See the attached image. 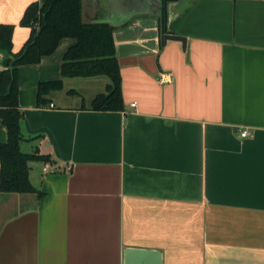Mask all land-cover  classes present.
I'll list each match as a JSON object with an SVG mask.
<instances>
[{"label": "crops", "instance_id": "obj_1", "mask_svg": "<svg viewBox=\"0 0 264 264\" xmlns=\"http://www.w3.org/2000/svg\"><path fill=\"white\" fill-rule=\"evenodd\" d=\"M44 1L0 0L13 52ZM85 1L86 21L112 26L123 108L91 107L109 78L61 74L74 37L18 66L20 149L49 158L28 161L36 191H0V264H123L126 246L264 264V0L169 1L163 34L184 41L149 13L122 23L154 0Z\"/></svg>", "mask_w": 264, "mask_h": 264}, {"label": "trees", "instance_id": "obj_2", "mask_svg": "<svg viewBox=\"0 0 264 264\" xmlns=\"http://www.w3.org/2000/svg\"><path fill=\"white\" fill-rule=\"evenodd\" d=\"M161 0L162 31H166V4ZM20 23L31 27L30 35L22 48L12 51L10 24H0V118L7 132L0 142V191L32 192L35 187L28 177V161L47 160L37 150L24 152L20 142L24 139L20 129L21 111L18 107L17 69L20 64L37 63L42 55L54 51L58 40L74 37L75 43L63 53V76L105 75L109 78L106 92L97 93L91 107L102 110H120L123 101L119 66L108 23H88L81 19V0H45L41 5L30 3ZM61 87L60 80L40 81L38 99L51 89Z\"/></svg>", "mask_w": 264, "mask_h": 264}, {"label": "water", "instance_id": "obj_3", "mask_svg": "<svg viewBox=\"0 0 264 264\" xmlns=\"http://www.w3.org/2000/svg\"><path fill=\"white\" fill-rule=\"evenodd\" d=\"M85 0H81V19L83 22L88 23H108V21L102 20H93L86 21L84 19V11H85ZM161 0H154L153 8L151 11H147L143 9L140 5V8L135 10L134 12L124 13L122 23L126 22L131 16L140 15V14H152L156 16L159 20V30L160 34L164 38H173L180 39L184 41V38L180 35L176 34H163L162 31V15L160 12ZM123 264H162V253L159 249L156 248H147V247H135V246H126L123 250Z\"/></svg>", "mask_w": 264, "mask_h": 264}, {"label": "built area", "instance_id": "obj_4", "mask_svg": "<svg viewBox=\"0 0 264 264\" xmlns=\"http://www.w3.org/2000/svg\"><path fill=\"white\" fill-rule=\"evenodd\" d=\"M132 105H133V103H131ZM246 134V131L245 130H242L241 132H240V135L241 136H244ZM45 169V168H44Z\"/></svg>", "mask_w": 264, "mask_h": 264}, {"label": "rangeland", "instance_id": "obj_5", "mask_svg": "<svg viewBox=\"0 0 264 264\" xmlns=\"http://www.w3.org/2000/svg\"><path fill=\"white\" fill-rule=\"evenodd\" d=\"M101 77H107V76H105V75L103 76V75H102ZM107 79H108V77H107Z\"/></svg>", "mask_w": 264, "mask_h": 264}]
</instances>
